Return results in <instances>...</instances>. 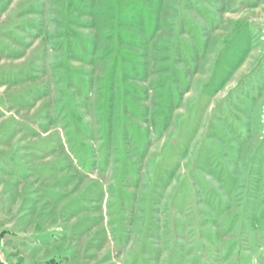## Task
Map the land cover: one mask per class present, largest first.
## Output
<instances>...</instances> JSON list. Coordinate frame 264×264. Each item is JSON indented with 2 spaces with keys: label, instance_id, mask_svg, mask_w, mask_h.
Wrapping results in <instances>:
<instances>
[{
  "label": "rangeland",
  "instance_id": "374dc122",
  "mask_svg": "<svg viewBox=\"0 0 264 264\" xmlns=\"http://www.w3.org/2000/svg\"><path fill=\"white\" fill-rule=\"evenodd\" d=\"M0 261L264 264V0H0Z\"/></svg>",
  "mask_w": 264,
  "mask_h": 264
},
{
  "label": "trees",
  "instance_id": "16d2710c",
  "mask_svg": "<svg viewBox=\"0 0 264 264\" xmlns=\"http://www.w3.org/2000/svg\"><path fill=\"white\" fill-rule=\"evenodd\" d=\"M0 264H5L4 262L0 261Z\"/></svg>",
  "mask_w": 264,
  "mask_h": 264
}]
</instances>
